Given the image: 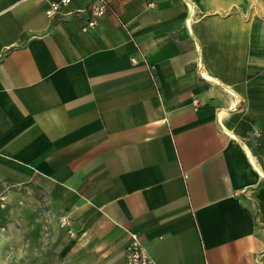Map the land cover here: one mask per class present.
<instances>
[{
    "label": "crops",
    "instance_id": "crops-1",
    "mask_svg": "<svg viewBox=\"0 0 264 264\" xmlns=\"http://www.w3.org/2000/svg\"><path fill=\"white\" fill-rule=\"evenodd\" d=\"M52 1L0 0V204L85 264H264V0Z\"/></svg>",
    "mask_w": 264,
    "mask_h": 264
},
{
    "label": "rangeland",
    "instance_id": "rangeland-1",
    "mask_svg": "<svg viewBox=\"0 0 264 264\" xmlns=\"http://www.w3.org/2000/svg\"><path fill=\"white\" fill-rule=\"evenodd\" d=\"M1 206L0 264H85L73 249L75 231L62 217L32 215L21 201Z\"/></svg>",
    "mask_w": 264,
    "mask_h": 264
},
{
    "label": "built area",
    "instance_id": "built-area-1",
    "mask_svg": "<svg viewBox=\"0 0 264 264\" xmlns=\"http://www.w3.org/2000/svg\"><path fill=\"white\" fill-rule=\"evenodd\" d=\"M72 0L52 1L46 9L47 15L51 18L61 14V8L69 5ZM154 5V2H151ZM108 13H115V9L110 0H93L91 4L90 17L83 25V30L95 27L99 20ZM63 224L69 221L64 217L61 218ZM130 241L125 248L124 264H158L157 260L152 256L147 246L141 241L137 233L130 234Z\"/></svg>",
    "mask_w": 264,
    "mask_h": 264
}]
</instances>
